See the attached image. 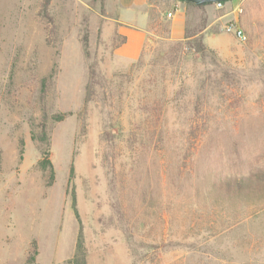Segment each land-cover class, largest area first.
Wrapping results in <instances>:
<instances>
[{"label": "rangeland", "instance_id": "rangeland-1", "mask_svg": "<svg viewBox=\"0 0 264 264\" xmlns=\"http://www.w3.org/2000/svg\"><path fill=\"white\" fill-rule=\"evenodd\" d=\"M154 1L128 61L119 0H0V264L80 229L87 264H264V186L218 188L264 170V0L187 4L182 40Z\"/></svg>", "mask_w": 264, "mask_h": 264}, {"label": "crops", "instance_id": "crops-1", "mask_svg": "<svg viewBox=\"0 0 264 264\" xmlns=\"http://www.w3.org/2000/svg\"><path fill=\"white\" fill-rule=\"evenodd\" d=\"M119 3V32L125 36V42L116 47L115 51L121 59L131 61L141 53L146 40L150 8L158 4L154 0H119ZM229 3L234 4L233 1ZM165 9L163 13L168 21L170 37L175 40L184 39L187 4L174 0ZM168 13H172L170 17Z\"/></svg>", "mask_w": 264, "mask_h": 264}, {"label": "trees", "instance_id": "trees-1", "mask_svg": "<svg viewBox=\"0 0 264 264\" xmlns=\"http://www.w3.org/2000/svg\"><path fill=\"white\" fill-rule=\"evenodd\" d=\"M94 1V0H92ZM49 0H45L44 4H48ZM183 2V1H182ZM185 4H190L193 5V3L189 2H184ZM223 4L225 2H222ZM197 6V5H195ZM203 6V5H201ZM199 7V6H198ZM119 41L115 47H118L122 43L125 42V36L119 34ZM190 35L185 32V38H188ZM82 45H83V50L85 54V58L88 60L89 59V52H88V40H87V34L84 33L83 39H82ZM90 66V65H89ZM93 75L94 73H90ZM90 87L87 86V90ZM90 94V93H88ZM87 94V98H89V95ZM45 141H47V138H42ZM44 141V144H45ZM47 145V143H46ZM45 145V146H46ZM47 162V161H46ZM42 168H46L44 163H40ZM245 181V182H244ZM264 186V170H260L257 173H253L251 176H249L246 180H233V179H227V180H222L220 183H218V188L220 189H225L227 192L232 191L235 188H247V189H253L255 187H263ZM67 264H87L86 262V251H85V246L83 243V238H82V232L81 229L79 230L77 241H76V246H75V251L73 256L69 259Z\"/></svg>", "mask_w": 264, "mask_h": 264}, {"label": "water", "instance_id": "water-1", "mask_svg": "<svg viewBox=\"0 0 264 264\" xmlns=\"http://www.w3.org/2000/svg\"><path fill=\"white\" fill-rule=\"evenodd\" d=\"M184 2H189V3H193L197 6H201V5H208V4H212V3H216V2H227L229 0H181Z\"/></svg>", "mask_w": 264, "mask_h": 264}, {"label": "built area", "instance_id": "built-area-1", "mask_svg": "<svg viewBox=\"0 0 264 264\" xmlns=\"http://www.w3.org/2000/svg\"><path fill=\"white\" fill-rule=\"evenodd\" d=\"M216 5L217 8H221L223 6L222 2H216L214 3ZM172 13H168L167 16L170 17ZM228 29H231L229 26L227 27ZM237 33L239 34V36H242V32L240 30H237Z\"/></svg>", "mask_w": 264, "mask_h": 264}]
</instances>
